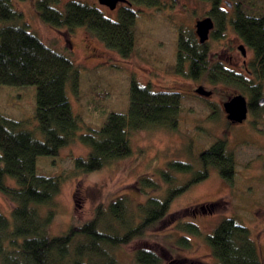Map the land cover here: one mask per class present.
Returning <instances> with one entry per match:
<instances>
[{
	"label": "rangeland",
	"instance_id": "obj_1",
	"mask_svg": "<svg viewBox=\"0 0 264 264\" xmlns=\"http://www.w3.org/2000/svg\"><path fill=\"white\" fill-rule=\"evenodd\" d=\"M10 1L16 11H20V22L79 65L78 93L74 95L69 86L67 88L73 110L81 116L78 134L88 132L91 126H100L106 111L127 109L130 78L149 83L154 90L178 91L183 95L179 125L175 130L151 127L132 131L131 153L99 170L75 169L74 158L85 157L90 152V146L79 137L63 145L57 155L38 158L43 171L63 175L60 190L52 201L51 235L63 234L75 222L92 218L99 204L106 208L118 197L126 201L127 218L131 221L133 216L141 219L144 213L140 205L150 197L166 199L183 187L196 172L204 170L200 160L203 149L224 139L236 159L237 174L233 182L224 179L217 166H209L206 178L174 195L164 220L117 248L116 256L120 264H138L136 251L145 248L154 250L162 258L159 264H215L207 235L225 217L237 216L250 228L264 264V108L250 120L231 123L223 103L246 91L234 84L213 83L205 75L194 79L174 68L178 27L194 31L196 19L205 17L211 6L204 0H174L176 5L165 11L143 6L150 16L144 14L136 22L140 49L125 58L91 35L84 25L70 29L44 21L37 8L38 0ZM67 1L58 0L53 5L64 10ZM85 1L111 18L118 17V8L110 9L99 0ZM226 1H222L224 7H228ZM10 21L0 20V25ZM239 40L236 33L211 38L208 46L211 58L226 62L228 53L235 54L232 45ZM93 84H97L99 91L107 92L101 101L102 112L100 106L94 107L98 98L92 92ZM199 85L213 90V94L207 98L197 96L195 88ZM36 102L35 84L26 87L0 84V112L23 119L26 128L43 138L34 117ZM174 161L191 163L193 170L172 169L169 163ZM5 182L10 186L18 185L17 179L8 174ZM217 201L220 204L213 209H200L202 205ZM13 208V201L0 190V211L9 219L11 228L15 224ZM49 208L42 206L45 213ZM195 208L199 210L195 212ZM110 219L109 215L105 217L106 222ZM105 220L103 223L107 227ZM186 222L197 225L199 233L180 226ZM114 223L117 226V222ZM182 236L188 238L186 245L182 244Z\"/></svg>",
	"mask_w": 264,
	"mask_h": 264
},
{
	"label": "trees",
	"instance_id": "obj_2",
	"mask_svg": "<svg viewBox=\"0 0 264 264\" xmlns=\"http://www.w3.org/2000/svg\"><path fill=\"white\" fill-rule=\"evenodd\" d=\"M55 1L58 0H38L37 8L44 21L70 29L84 25L91 35L125 58L140 49L136 22L144 14L150 16L143 6L157 7L161 4L159 0H130L131 5L122 3L119 6L118 17L114 19L85 0H69L64 10L56 8L53 5ZM204 1L212 3L207 14L214 15L217 20L213 36L220 34L230 22L254 50L259 70L257 77L262 83L264 0H231L235 15L230 19L227 12L221 10V0ZM230 2L227 1V5ZM172 3L174 6L175 1ZM18 12L10 0H0V20H12L0 25V84L36 85L34 117L44 137H36L24 126L23 119L0 112V190L14 203L12 213L15 221L14 228H11L9 219L0 211L1 264H120L116 249L164 220L174 195L206 178L209 166H217L222 177L233 182L237 174L235 156L227 148L226 141L218 139L200 154L204 170L196 172L166 199L150 197L139 206L144 213L141 219L133 216L131 221L127 218L126 201L118 197L106 208L99 204L92 218L75 222L63 234L51 235V206L60 190L63 175L43 171L38 158L57 155L63 145L79 137L90 146V152L85 157L74 158L75 169L82 172L99 170L131 153L132 131L151 127L175 130L179 125L183 95L178 91L154 90L150 84L130 78L127 109L106 111V118L100 126H91L88 132L78 134L81 116L74 112L67 88L69 86L74 95L78 93L80 67L66 53L49 46L36 32L29 30L24 22L18 20ZM208 46V43L200 44L191 29L178 27L175 70L183 72L184 61H189L185 72L188 76L198 78L204 73L212 82L234 84L245 91L248 85L245 74L228 70L221 61L212 60ZM92 92L98 98L94 104L97 108L102 105L107 92L99 91L97 84H93ZM253 92L256 98L251 106L256 113L259 110L256 99L262 93L260 85L254 86ZM101 107L99 110L102 112ZM169 165L172 169L193 170V165L184 161L170 162ZM6 174L14 176L18 185L6 184ZM219 202L207 203L204 209H213ZM43 205L50 207L47 213L42 210ZM108 215L111 219L106 222ZM180 226L194 234L199 233L198 226L191 222ZM181 241L186 245L188 238L182 236ZM207 241L216 259L215 264H262L250 228L237 216L222 219L207 235ZM135 259L138 264H159L162 260L154 250L145 248L136 251Z\"/></svg>",
	"mask_w": 264,
	"mask_h": 264
},
{
	"label": "flooded vegetation",
	"instance_id": "obj_3",
	"mask_svg": "<svg viewBox=\"0 0 264 264\" xmlns=\"http://www.w3.org/2000/svg\"><path fill=\"white\" fill-rule=\"evenodd\" d=\"M159 1H160L161 4L159 6H157V7H154V8H156L158 10H164V11L173 8V6H172L173 5L172 0H159ZM222 1L223 0H221V10L227 12V14H228L227 15V18L228 19L232 18L233 15H235L233 13V9H234L233 3L230 2L228 4V7H224L222 5ZM227 1H226V4H227ZM122 3L123 2H118L116 8H119V6ZM207 3L210 6L212 5V3H210L209 1ZM207 13H206L205 17L211 16V18L213 19V22H214V27L210 30L209 38L205 42H203V43L200 42V38H199V36H198V34L196 32V23H195V29H194V31L191 28L190 29L192 30V32L194 34V37L196 38V40L200 44H205V43H208L209 44V41H210L211 38L218 39V38L223 37L226 33L227 34H229V33H236L240 37V40L238 42H236L235 44L232 45V48L235 49V52H234L235 54H229L228 53V60L226 62L223 61L221 58L218 59L217 61H221L223 63V66L226 69H228V70L236 71V72H239V73H242L243 72L245 74V77L247 79V82L246 83L248 84L247 85V89L245 90L246 91V94H244L246 96V98H247V101H248V114H247V118L246 119L247 120H250V119H252L251 116L253 114H255L254 111L252 110V106L251 105H252V102L254 101V98H256L255 95H254V92H253V87L256 86V85H260V88H261V91H262V93L259 94L257 96V99H256L257 108H259V110L261 108H264V103H261L260 102V100L264 97V81H262V83H261L259 81V78L257 77L258 76L257 74L259 73V70H257V67H256L257 66V62H255V59L257 57H256V55L254 53V50L242 39V37L240 36L239 32L234 28V26L230 22H227L226 23L225 28L222 31H220V34L217 33V35L213 36V32H215L216 31V28H217V20H216V17L214 15H210V14H207ZM247 16H255L256 17V15H251V14H248ZM199 19H201V18H199ZM197 20L198 19H196V21ZM183 27H185V26H183ZM185 28H187V27H185ZM241 44H244V46L246 48V54H243L242 50L240 49L239 46ZM208 49H209V55H210V48H208ZM210 57H211V55H210ZM212 60H214V59H212ZM177 63H178V60L176 61V64ZM188 67H189V61H184V65H183L184 71L183 72L180 71L179 73L186 74L185 72L188 70ZM201 76H204V73L203 74H200L198 76V78H200ZM188 77H190V76H188ZM191 78H193V77H191ZM198 78H194V79H198ZM213 83H219V82H213ZM196 88H195V94L197 96H200V97H203L204 98L205 96H202V95H199V94L196 93ZM158 90H160V91H166V90H161V89H158ZM205 98H207V97H205ZM200 209H202L201 206H200ZM196 210L198 211L199 208L198 209L195 208V212H196Z\"/></svg>",
	"mask_w": 264,
	"mask_h": 264
},
{
	"label": "water",
	"instance_id": "obj_4",
	"mask_svg": "<svg viewBox=\"0 0 264 264\" xmlns=\"http://www.w3.org/2000/svg\"><path fill=\"white\" fill-rule=\"evenodd\" d=\"M103 5L108 6L110 9H115L118 2H124L129 5L132 4L130 0H99ZM214 27V22L211 16H207L196 21V32L200 38V42L203 43L209 38L210 30ZM240 49L243 54H246V48L244 44H241ZM196 93L205 97L212 95L213 90L207 89L205 86L200 85L196 88ZM264 103V97L260 100ZM224 110L227 113V119L232 123H242L248 114V101L244 94L239 93L223 103ZM207 205H202L201 208H206Z\"/></svg>",
	"mask_w": 264,
	"mask_h": 264
}]
</instances>
